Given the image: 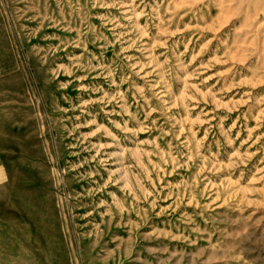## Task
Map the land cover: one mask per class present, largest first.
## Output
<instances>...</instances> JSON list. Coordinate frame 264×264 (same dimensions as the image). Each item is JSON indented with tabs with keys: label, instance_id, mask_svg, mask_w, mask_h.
Segmentation results:
<instances>
[{
	"label": "rangeland",
	"instance_id": "1",
	"mask_svg": "<svg viewBox=\"0 0 264 264\" xmlns=\"http://www.w3.org/2000/svg\"><path fill=\"white\" fill-rule=\"evenodd\" d=\"M0 264H264V0H0Z\"/></svg>",
	"mask_w": 264,
	"mask_h": 264
},
{
	"label": "bare ground",
	"instance_id": "2",
	"mask_svg": "<svg viewBox=\"0 0 264 264\" xmlns=\"http://www.w3.org/2000/svg\"><path fill=\"white\" fill-rule=\"evenodd\" d=\"M246 10V9H245ZM226 18V17H225Z\"/></svg>",
	"mask_w": 264,
	"mask_h": 264
}]
</instances>
